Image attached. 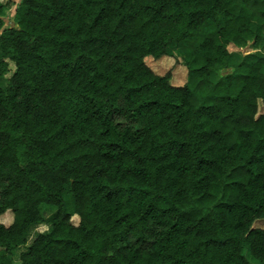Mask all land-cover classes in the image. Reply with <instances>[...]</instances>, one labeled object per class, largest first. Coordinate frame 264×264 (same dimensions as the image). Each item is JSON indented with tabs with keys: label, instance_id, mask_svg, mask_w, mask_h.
Listing matches in <instances>:
<instances>
[{
	"label": "trees",
	"instance_id": "trees-1",
	"mask_svg": "<svg viewBox=\"0 0 264 264\" xmlns=\"http://www.w3.org/2000/svg\"><path fill=\"white\" fill-rule=\"evenodd\" d=\"M171 44L183 86L146 63ZM249 44L264 0H0V264H264V56L222 74Z\"/></svg>",
	"mask_w": 264,
	"mask_h": 264
},
{
	"label": "rangeland",
	"instance_id": "rangeland-1",
	"mask_svg": "<svg viewBox=\"0 0 264 264\" xmlns=\"http://www.w3.org/2000/svg\"><path fill=\"white\" fill-rule=\"evenodd\" d=\"M16 4L20 2V0H13ZM15 9H6L3 14L4 27L3 29H10L15 27L14 17H15ZM3 30L1 31V33ZM231 58L228 63V68H226L222 74L229 73L233 70V68L237 65H250L253 64L257 59L264 56V52L260 49L256 48L253 44H249L245 48H237L235 46L229 47ZM169 54L165 57H162L158 60L153 58H147V65L154 70V72L158 75H167L170 74V82L174 86H183L187 80V68L185 67V63L188 60V55L182 53L179 46L176 44H171L168 47ZM15 70L14 65H11L10 73H7L3 78H0V87L5 88L9 79L13 75V71ZM215 78V76L213 77ZM264 113V105L262 102L259 106V115ZM55 212L52 208H44L43 213L46 219H49L53 213ZM13 221V213L7 212L6 214L0 216V224L10 225ZM72 222L75 225L79 224V217L74 216L72 218ZM256 228H264V222L260 221L255 224ZM51 230L50 224L43 223L36 226H33L28 235V244L30 246L34 240L41 234H47ZM25 247L16 251L14 264H21L20 255L23 251H25Z\"/></svg>",
	"mask_w": 264,
	"mask_h": 264
}]
</instances>
